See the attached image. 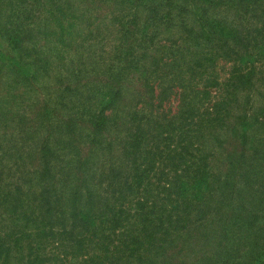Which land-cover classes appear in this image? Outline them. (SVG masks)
<instances>
[{
	"label": "trees",
	"instance_id": "16d2710c",
	"mask_svg": "<svg viewBox=\"0 0 264 264\" xmlns=\"http://www.w3.org/2000/svg\"><path fill=\"white\" fill-rule=\"evenodd\" d=\"M260 86L264 0H0V264H264Z\"/></svg>",
	"mask_w": 264,
	"mask_h": 264
},
{
	"label": "rangeland",
	"instance_id": "374dc122",
	"mask_svg": "<svg viewBox=\"0 0 264 264\" xmlns=\"http://www.w3.org/2000/svg\"><path fill=\"white\" fill-rule=\"evenodd\" d=\"M259 93L260 94L257 96L255 93L252 94L251 109L249 110V113L250 115H253V117L256 115H264V88L261 86L259 87ZM258 207L259 206H257V209Z\"/></svg>",
	"mask_w": 264,
	"mask_h": 264
}]
</instances>
